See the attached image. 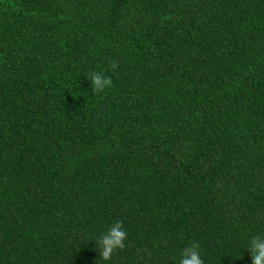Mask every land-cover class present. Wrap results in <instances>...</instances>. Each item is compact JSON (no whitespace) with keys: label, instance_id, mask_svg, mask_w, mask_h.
<instances>
[{"label":"trees","instance_id":"obj_1","mask_svg":"<svg viewBox=\"0 0 264 264\" xmlns=\"http://www.w3.org/2000/svg\"><path fill=\"white\" fill-rule=\"evenodd\" d=\"M256 235L264 0H0V264H252Z\"/></svg>","mask_w":264,"mask_h":264},{"label":"clouds","instance_id":"obj_2","mask_svg":"<svg viewBox=\"0 0 264 264\" xmlns=\"http://www.w3.org/2000/svg\"><path fill=\"white\" fill-rule=\"evenodd\" d=\"M111 67L115 70L118 67L117 62L113 61ZM87 79L91 81V89L95 94L102 93L105 88L112 85L111 77H106L96 71H92ZM126 238L127 232L123 228L122 221H116L110 225L108 231L102 233L96 242L100 252V259L108 261L117 249H125ZM199 247L198 243L192 242L183 248L178 264H205L201 258ZM247 249L251 253L252 264H264V236H253L248 241Z\"/></svg>","mask_w":264,"mask_h":264}]
</instances>
